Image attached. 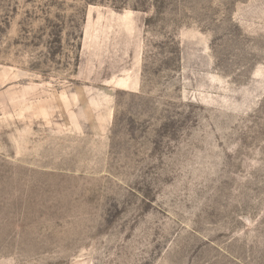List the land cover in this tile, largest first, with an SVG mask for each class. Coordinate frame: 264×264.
Segmentation results:
<instances>
[{"label":"rangeland","instance_id":"374dc122","mask_svg":"<svg viewBox=\"0 0 264 264\" xmlns=\"http://www.w3.org/2000/svg\"><path fill=\"white\" fill-rule=\"evenodd\" d=\"M0 264H264V0H0Z\"/></svg>","mask_w":264,"mask_h":264}]
</instances>
